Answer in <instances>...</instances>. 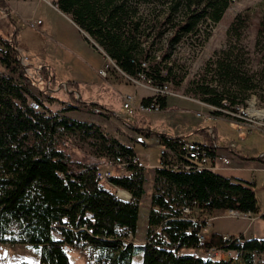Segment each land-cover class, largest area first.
<instances>
[{
  "label": "trees",
  "instance_id": "trees-1",
  "mask_svg": "<svg viewBox=\"0 0 264 264\" xmlns=\"http://www.w3.org/2000/svg\"><path fill=\"white\" fill-rule=\"evenodd\" d=\"M234 1L55 2L122 73L131 78L146 74L157 86L169 82L179 89L183 76L168 65L176 45L184 38L209 39L212 24L223 20ZM164 4L169 5L162 12ZM259 6L264 9V1ZM0 8H6L3 0ZM258 11L240 12L233 18L227 46L208 61L202 79L186 88L190 97L221 109L224 101L243 103L249 92L264 86L260 73L245 64L249 52L239 46L243 30L252 27ZM16 35L0 37V246L35 251L38 264H72L65 247L88 251L89 264H135L139 255L141 264H219L212 254L233 251L241 264H264L263 239L241 234L245 241L239 243L227 241L219 233H212L208 241L200 238L207 220L221 210L261 215L255 184L209 169L171 172L167 166L189 162L180 150L179 141L184 138L158 133L167 148L161 156L165 164L153 171L152 191L146 200L148 171L134 162L138 157L134 148L100 125L69 117L67 113L84 104L77 97L76 104L51 109V98L35 94ZM256 35L258 42L263 39L264 47V16L258 18ZM233 36L235 41H230ZM155 51L162 52L161 56L153 55ZM146 61L148 68L143 66ZM48 77L51 79L50 74ZM71 87L77 93L72 82L68 90ZM150 100H144L145 104ZM33 101L42 110H35ZM160 102L165 109L167 98ZM214 115L231 118L221 111ZM76 147L82 154L77 151L78 156L74 155ZM216 152L211 155L216 157ZM107 163L114 174L105 181L97 174ZM120 190L129 193L130 199L122 198ZM146 202L145 238L138 244ZM0 264L32 263L5 259Z\"/></svg>",
  "mask_w": 264,
  "mask_h": 264
},
{
  "label": "crops",
  "instance_id": "crops-1",
  "mask_svg": "<svg viewBox=\"0 0 264 264\" xmlns=\"http://www.w3.org/2000/svg\"><path fill=\"white\" fill-rule=\"evenodd\" d=\"M3 1L5 2L6 8H0V37L11 38L13 34H17L18 49L21 48L22 50H19V52L22 53V57L30 58L29 62L25 63V70L31 71L33 69L34 71H41L45 69L50 72V82L56 85L60 83V87L62 85H69L72 82L76 87L77 98L79 97V101L84 103L75 112L85 110L89 112L87 114L89 116L82 121L100 125L107 133L122 143L133 147L139 159L144 163L145 168L148 167V159L138 150V145L140 144L138 143L139 140L137 137H154L156 141L155 145L159 147L158 155L160 162L162 156L160 153L162 150L167 152V148L162 145L161 139L158 136L159 132H165L170 136H183L185 139L197 143L210 142L217 150V159L212 163V171L228 178H236L255 184V192L261 210V215H257L256 218H262L261 216L264 214V196L257 191V187L259 179L262 183L264 182V164L255 160V158L264 156V151L258 155V152L254 153L248 146L242 149L240 147H226L222 140L226 135L221 130L225 123V118L215 116L216 119L210 122L200 119L197 114L211 113V109L204 103L198 100L187 99L185 96L167 97V107L162 109L161 112L151 114L138 112L134 116H129L123 106V99L120 102L119 98L120 95L125 94V92L119 91V89H122L127 84H115L116 81L128 83V80L125 77L119 78L121 76L119 73H110L106 78L98 75V71L104 65V62H106L105 55L101 50L90 44L86 40L85 33L66 14L59 10L55 2L56 0ZM39 21H41L40 26L34 28L32 23ZM1 23L4 24L5 29H3ZM58 68L67 70L68 75L61 76V79H59L57 76L59 73ZM50 82L45 79L42 81L41 85L44 87V89H40L42 99L49 97L52 99L50 103L53 102V104L64 102L62 99L54 97L56 93L60 92L61 88L59 87L53 90L54 88H50L49 86L51 84ZM33 88L32 90L34 92ZM116 88L118 89V96L113 97V101L117 103L116 105L112 104L114 110L108 107L105 108L107 106L105 102L111 101L109 94ZM137 90H139L137 86L126 90V92H130L129 94L135 95L137 104L153 96L152 91L149 92L146 90L144 92L139 90L137 92ZM34 93L37 95L40 94L36 93V91ZM58 99L59 102L54 101ZM187 107H193L197 111L196 114L193 115L189 111L183 110ZM96 108L101 111L95 112ZM56 109H59V107ZM125 117H131V119L126 120ZM229 119L238 122L237 120ZM159 126L162 129L158 131ZM210 129H215L216 135L214 138L209 134L211 132ZM128 131L132 132L135 136L133 137L128 134ZM148 132L149 135L146 134ZM208 136L209 138H206ZM223 159L229 160V164L226 165ZM127 195L125 197L120 196L129 200L131 196L129 193ZM225 211L221 210L217 212V215H220V217H214L211 220V223L215 222V224L208 225L204 229L207 241L212 233H219L223 236H237L242 234L248 238L264 240V237L257 230L256 224H254L257 223V220L249 224L248 218L236 215L231 218L228 216L229 212ZM238 218L247 221L248 224L240 229L237 228L235 224L239 220ZM247 229L248 231H246ZM11 247L14 248L16 257L12 260L9 257L8 261L23 262L27 261L28 258L32 259L33 255L26 258L21 253V248L24 249L26 247ZM5 259L7 258L1 257L0 261ZM37 261L39 263L40 259L38 258ZM77 261L78 259L76 262L72 261V264H77ZM28 262L31 263V261Z\"/></svg>",
  "mask_w": 264,
  "mask_h": 264
},
{
  "label": "rangeland",
  "instance_id": "rangeland-1",
  "mask_svg": "<svg viewBox=\"0 0 264 264\" xmlns=\"http://www.w3.org/2000/svg\"><path fill=\"white\" fill-rule=\"evenodd\" d=\"M264 1V0H235L232 5L229 7L228 11L226 12L223 20L217 24H212L210 31H211V36L209 37V39H207L206 41L203 39H187L184 38L182 40L181 43H179L178 45H176L175 47V52H173L170 60H168V65L174 66V71L177 74H180L183 76V83H182V87L181 88H177L175 85H173L172 83H165L161 86H168L169 88H171L172 90L169 89V92L171 93V95L169 96H178V97H182L185 96L187 99H192V100H198L200 102H202L200 99L196 98V97H190V95L186 92V88H188L190 85V83L192 81H197V80H201L202 79V74L204 73L206 64L208 63V61L214 57L215 52L218 50H221L223 48H225L227 46V42H228V31L231 25V22L233 20V18L240 12H247L250 10H254L256 8L259 9V11L257 12V15H253L254 16V21H253V25L251 28L247 29V30H243V36L241 37V42L239 44L240 47H243L245 52H249L246 57L248 59L246 66L251 67V69H253L255 72L260 73L259 77L261 78V80L264 83V47L262 46V38L259 40V42L257 41L258 36L256 35V24L258 23V18L260 19L261 17L264 16V9L261 10V7L259 6V4ZM168 5L169 4H164L162 5V7L160 8V10L162 12H165L166 9H168ZM3 29H5L4 24L1 23ZM236 37L233 36V38L230 39V41H235ZM203 40V41H202ZM19 50H21V48H19ZM22 51V50H21ZM155 54H159V56H161L162 52H157L155 51V53H153V55ZM25 58V57H24ZM28 58V57H26ZM30 58H28L29 62ZM156 60H159V58H157ZM26 62V63H27ZM150 65L149 62H145L143 63V66L148 68ZM1 67V65H0ZM59 73L57 74L58 78L61 79V76L64 75H68V71L65 70L64 68H58ZM43 72V73H41ZM30 75H28V77L31 79V82L33 84L32 88L34 89V92L36 91V93H42L41 92V88L44 89L42 84V81L45 79L46 81L50 82V79L48 77L49 71L43 69L41 71H34L33 69L30 71ZM36 73V74H35ZM41 73V74H40ZM251 73H253V71H251ZM27 75V74H26ZM145 76L147 84H151L157 87V85L154 83L153 80L148 79L146 74H142ZM44 77V78H43ZM124 77L123 75H121L119 78ZM41 78V79H40ZM117 79V78H116ZM119 80V79H117ZM51 83V82H50ZM49 83V84H50ZM52 84V87L55 89H58L60 87V83L56 84ZM115 84L117 85H121V84H127L125 86L122 87V89H119V91L125 92V94L120 95V102H122V99L128 95L130 92H126V90H130V88H135L137 86V88H139V90L142 91H146L148 90L149 92H151L150 89L145 88L144 86H142L141 84L138 83H125L123 81H116ZM145 84V83H144ZM145 84V85H147ZM70 85V84H69ZM69 85H62L60 88V92L56 93L57 98L62 99L64 103L59 102L58 100H54L57 101L59 103H51V106H49L51 109L53 108H65L68 107L69 103H75L76 101L74 99V97L76 96V92H73L72 90H74L73 87H71L70 90H68ZM50 86V85H49ZM64 90V91H62ZM137 90V92L139 91ZM141 91V92H142ZM174 91V93H173ZM69 94H68V93ZM71 92V93H70ZM73 94V96H72ZM249 97L246 99L245 102L242 103V101H239V103L235 104V105H231L230 103H228L227 101L223 102L224 107L221 108V112H226V113H232V115L240 118L239 116V112L243 111V109H248L249 108V119L248 122L249 124H251V127L249 128L248 126H244L236 121L230 120L229 118H225V123L223 124L221 130L225 133V138H222L223 140V144L226 147H240V149L248 146L249 149H251V151H253L254 153L258 152V155H260L262 153V151H264V126H260V125H264L262 123H258L261 122V116L262 112H264V86L263 87H258L257 89H255L254 91H251L248 93ZM109 96L111 97V101L110 102H105L107 104L106 107L114 110L113 105H116V101H113V97L118 96V89H114L113 92L111 94H109ZM79 97L77 98L78 101ZM241 99V98H240ZM204 103V102H202ZM113 104V105H112ZM205 105H208L206 103H204ZM211 106V105H208ZM210 108V107H209ZM240 109V111H238ZM184 111H189L190 114L195 115L196 114V110L193 107H187L185 109H183ZM191 110V111H190ZM255 110V111H253ZM111 112V111H110ZM250 112H255V115L253 116L252 113ZM89 112L88 111H79V112H69L67 113V115L73 119H79V120H83L86 119L89 115H87ZM197 118V117H195ZM216 119V118H215ZM215 119H213L212 121H214ZM203 122V121H202ZM205 123V122H204ZM259 124V125H258ZM162 129L161 126H159L158 131ZM211 132H209V134L211 136H213V138L215 137L216 133H215V129H210ZM129 132V131H128ZM161 133V132H159ZM205 133V132H203ZM263 133V134H262ZM128 134L132 135L133 137L135 135H133L132 132H129ZM165 134V132H164ZM139 140V144L138 145V150L140 151V153L142 155H144L147 159V171H148V178L149 181L146 184V190H147V195L146 200H148V196L152 191V186H151V182H152V176H153V171L156 167H159L160 164V158H159V147L156 146L155 144V139L154 137H146V136H142V137H137ZM179 138H184L183 136L179 137ZM206 138H209L206 137ZM211 138V137H210ZM185 140V138L183 139ZM206 143L210 146L211 143L208 141L203 142V144ZM77 144V143H75ZM183 144V143H182ZM202 144V142H201ZM221 145V144H220ZM76 152H74V155L78 156L77 151H79L78 147L75 148ZM216 151L215 147L212 149V152ZM79 154H82L81 151H79ZM161 154V153H160ZM264 156H260V157H256L255 160L261 162L262 164H264V158H262ZM215 159V158H213ZM212 159V160H213ZM230 162V161H229ZM103 163V162H102ZM106 166L102 167V168H107V167H111L110 164H105ZM113 167V166H112ZM111 167V168H112ZM208 170V169H207ZM210 170H213L212 168ZM236 179V178H233ZM264 183V182H263ZM261 182V180H258V187H257V191H259L261 193L262 196H264V184ZM120 195H122V197L128 196L126 192L120 190ZM264 200V198H263ZM228 211V216H230L231 218L234 217V215H240V216H244L245 218H248L249 224H252V222L257 220L256 224V228L257 230L261 233L260 235H262L264 237V219L262 218H256L257 216H253L251 214H242L240 211L238 210H226ZM225 211V212H226ZM190 212V211H188ZM147 214H148V203L146 202V205L142 208L141 211V215H140V230L138 231L137 234V240L136 243L138 244H142L144 242V238H145V231H146V226H147ZM198 214V213H197ZM214 217H220V215H217V212L211 216V218H209L207 220V222H209V225H214L215 222L211 223V220ZM239 219V218H238ZM259 221V222H258ZM248 224L247 221H243V220H238L235 224V226L237 228H242L243 226H246ZM56 226V224L54 225ZM208 226V225H207ZM248 231V229L246 230ZM67 249H70L71 247H65V251ZM35 251H32L30 249L27 248H21V253L24 254V256H26V258H28L29 256L33 255L32 259L28 258L27 261H31V263L33 264H38V261L36 258V254L34 253ZM7 253V254H6ZM6 254L8 256L4 257L7 258L6 260L10 259L12 260L13 258L16 257L14 248L11 246H0V260L1 257H3L2 255ZM88 251L82 250V251H78V252H74L73 255L70 256L71 260L73 262L77 261V264H89V257L88 255ZM212 258L214 259V261L216 263L222 264V262H226L224 264H239L240 261H238V255L235 251L230 252V253H216V254H212L211 255ZM142 263V255H139L135 258V264H141ZM241 264V263H240Z\"/></svg>",
  "mask_w": 264,
  "mask_h": 264
},
{
  "label": "built area",
  "instance_id": "built-area-1",
  "mask_svg": "<svg viewBox=\"0 0 264 264\" xmlns=\"http://www.w3.org/2000/svg\"><path fill=\"white\" fill-rule=\"evenodd\" d=\"M40 24H41V21L33 22L32 26L34 28H38L40 26ZM104 55L106 57V59H105L106 62H104V65L98 71L99 76L106 78V77H108V75L110 73H119V74L123 75L125 77V79L128 80V82L141 84L142 86L150 89L153 92V96L150 98L151 100H150V102H147V104H145L144 101L137 104L136 97L134 94L126 95L123 98V106L127 110L129 116H134L138 112L145 113V114H151V113H158V112L162 111L160 99L169 97V95H171V93L169 92V89L172 90L171 88H169L168 86H157L156 87V86H153L151 84H147V81H146V78L144 75H140L139 78L128 77L127 75H125L124 73H122L120 71V69L118 68V66L116 65V63L113 60H111L106 54H104ZM21 60L25 64L28 61V58L22 57ZM25 74H27V76H28L31 73L29 70H25ZM144 83L147 85H145ZM173 93H174V91H173ZM32 107L37 111L42 110V106L40 105V103H38L36 101H33ZM209 107L211 110L221 111V109H215L211 106H209ZM100 111H101L100 109H97V108L95 109V112H100ZM238 111H240V109ZM223 113L231 116L232 118H234L236 120H242V121L249 123L248 122V119L250 117L249 116V108L245 109V110L243 109V111L239 112L240 118L232 115V113H226V112H223ZM262 115L263 116H261V122H258V123L264 124V112H262ZM197 116L200 119L207 121V122H210L213 119H215L211 113H200V114H197ZM125 119L130 120L131 117H125ZM249 125L251 126V124H249ZM260 126H264V125H260ZM179 142L181 143L180 150H181V152H183V154L185 155V158L187 160H189V162L182 164V165L180 163L169 165L166 167L168 170H170L171 172H175V173H181V172H189L193 168H196V170H202V169H209L210 170L212 168V163L217 159V156L213 157L211 155L212 149L214 148L213 146H210L206 143L201 144V143L189 141L187 139L180 140ZM215 150H216V148H215ZM213 152H215V151H213ZM165 153H166V151L162 150L161 155H163ZM213 158H215V159H213ZM134 162L136 164H138L140 167H145L144 163L139 159V157H135ZM223 162L226 165L229 164V160H227V159H223ZM163 164H165V163L160 162L161 166ZM113 174H114L113 169L111 167H109V168L107 167V168H101L97 175L99 178L107 181L109 178H111L113 176ZM66 251L69 255H73L75 252L72 248H70V249L66 248Z\"/></svg>",
  "mask_w": 264,
  "mask_h": 264
},
{
  "label": "bare ground",
  "instance_id": "bare-ground-1",
  "mask_svg": "<svg viewBox=\"0 0 264 264\" xmlns=\"http://www.w3.org/2000/svg\"><path fill=\"white\" fill-rule=\"evenodd\" d=\"M1 15V14H0ZM0 33H1V31H0ZM11 37V36H10ZM40 70V69H39ZM36 74V73H35ZM41 74V73H40ZM54 75V74H53ZM44 78V77H43ZM41 79V78H40ZM55 79V78H54ZM49 80V79H48ZM212 107V106H211ZM213 108H215V109H220V108H217V107H213ZM106 111V110H105ZM253 111H255V110H253ZM215 112H218V110H211V114L213 115V117L215 118V115H214V113ZM250 113H252V115L254 116L255 115V112H250ZM230 117V116H229ZM232 118V117H231ZM232 119H234V118H232ZM234 120H236V119H234ZM238 121V120H237ZM239 122V121H238ZM240 123H242L243 125H245V126H248L249 128L251 127L250 125H249V123H247V122H245V121H241ZM236 216H240V215H236ZM207 225H209V222H207ZM57 227V226H56ZM201 238V240L202 241H207V238H206V236H205V234L204 235H202V237H200ZM223 238V237H222ZM224 239L225 240H227V241H229L230 239H232V240H235L236 242H244L245 240H243L242 239V237H241V235H237V236H227V235H224Z\"/></svg>",
  "mask_w": 264,
  "mask_h": 264
},
{
  "label": "clouds",
  "instance_id": "clouds-1",
  "mask_svg": "<svg viewBox=\"0 0 264 264\" xmlns=\"http://www.w3.org/2000/svg\"><path fill=\"white\" fill-rule=\"evenodd\" d=\"M124 191V190H123Z\"/></svg>",
  "mask_w": 264,
  "mask_h": 264
}]
</instances>
